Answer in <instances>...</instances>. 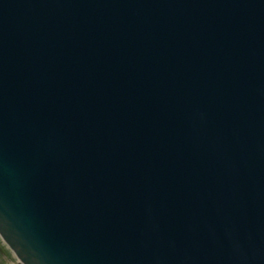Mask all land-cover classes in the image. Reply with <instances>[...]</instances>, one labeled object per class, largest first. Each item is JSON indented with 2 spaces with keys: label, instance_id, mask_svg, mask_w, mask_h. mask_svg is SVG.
<instances>
[{
  "label": "water",
  "instance_id": "obj_1",
  "mask_svg": "<svg viewBox=\"0 0 264 264\" xmlns=\"http://www.w3.org/2000/svg\"><path fill=\"white\" fill-rule=\"evenodd\" d=\"M0 238L264 264V0H0Z\"/></svg>",
  "mask_w": 264,
  "mask_h": 264
},
{
  "label": "flooded vegetation",
  "instance_id": "obj_2",
  "mask_svg": "<svg viewBox=\"0 0 264 264\" xmlns=\"http://www.w3.org/2000/svg\"><path fill=\"white\" fill-rule=\"evenodd\" d=\"M0 264H20L13 252L0 241Z\"/></svg>",
  "mask_w": 264,
  "mask_h": 264
},
{
  "label": "rangeland",
  "instance_id": "obj_3",
  "mask_svg": "<svg viewBox=\"0 0 264 264\" xmlns=\"http://www.w3.org/2000/svg\"><path fill=\"white\" fill-rule=\"evenodd\" d=\"M0 241L2 242V243H4V241L0 238ZM5 244V243H4ZM6 245V244H5ZM7 246V245H6Z\"/></svg>",
  "mask_w": 264,
  "mask_h": 264
}]
</instances>
